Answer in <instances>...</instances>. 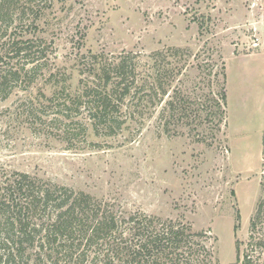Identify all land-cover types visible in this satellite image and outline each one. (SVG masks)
I'll return each mask as SVG.
<instances>
[{"label":"rangeland","instance_id":"374dc122","mask_svg":"<svg viewBox=\"0 0 264 264\" xmlns=\"http://www.w3.org/2000/svg\"><path fill=\"white\" fill-rule=\"evenodd\" d=\"M48 6L36 30L16 36L41 41L44 55L30 61L59 79L47 81L41 72L31 84L20 80L6 98L0 93V181L25 173L88 194L119 215L139 213L157 227L172 222L186 234L200 233L176 264H202L206 249L213 264H235V240L247 241L263 193L264 0H51ZM167 49L182 51L167 61L181 72L143 125L107 137L84 121L86 132L79 123L62 121L66 129L50 121L59 115L44 97L75 92L78 54L112 60L133 53L150 70L151 54ZM172 99L174 106L184 99L182 117L169 109Z\"/></svg>","mask_w":264,"mask_h":264},{"label":"trees","instance_id":"16d2710c","mask_svg":"<svg viewBox=\"0 0 264 264\" xmlns=\"http://www.w3.org/2000/svg\"><path fill=\"white\" fill-rule=\"evenodd\" d=\"M47 6H51V0H0L2 98L20 80L31 84L41 72H45L47 81L59 79L60 73L30 61L35 54L44 55L41 41L16 36L23 28L36 30ZM181 53L167 49L151 54L155 61L150 70L142 69L133 53H122L112 60L103 53L78 54L80 78L75 92L63 88L61 95L43 96L59 115L50 121L66 129L62 121L79 123L81 132H86L87 124L96 136L107 137L130 125H143L152 116L155 102L167 95L169 84L181 72V68L167 62ZM5 60H11L12 67ZM220 97L225 100L224 94ZM184 104V99L177 106L173 99L167 103L172 111L178 110L179 117L183 116ZM261 188L264 193V175ZM263 193L250 218L247 241L235 240V264H258L264 254ZM239 220L235 211L234 233ZM156 224L153 218L139 213L119 215L109 204L88 194L25 173L12 172L0 181V264H176L182 249L189 251L188 239L201 236L186 234L188 229L172 222L160 227ZM206 250L201 262L213 264L211 252Z\"/></svg>","mask_w":264,"mask_h":264}]
</instances>
